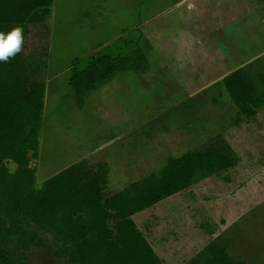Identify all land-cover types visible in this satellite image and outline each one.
<instances>
[{
	"label": "rangeland",
	"instance_id": "1",
	"mask_svg": "<svg viewBox=\"0 0 264 264\" xmlns=\"http://www.w3.org/2000/svg\"><path fill=\"white\" fill-rule=\"evenodd\" d=\"M24 38V67L46 82L37 184L86 159L107 164L112 194L224 137L235 167L133 218L165 264L201 258L219 236L231 256L264 264V108L235 123L224 85L241 67L264 74V0H55L51 19L29 23ZM139 49L145 71L115 73L79 105L77 61ZM42 235L29 264H71Z\"/></svg>",
	"mask_w": 264,
	"mask_h": 264
},
{
	"label": "trees",
	"instance_id": "2",
	"mask_svg": "<svg viewBox=\"0 0 264 264\" xmlns=\"http://www.w3.org/2000/svg\"><path fill=\"white\" fill-rule=\"evenodd\" d=\"M55 0H0V31L50 20ZM139 49L129 55L98 53L72 66L71 85L79 105L115 73L145 71ZM239 107L235 123L264 108V74L241 67L224 79ZM46 82L36 81L21 53L0 63V264H29L33 248L51 235L54 255L71 264H165L133 216L199 181L235 167L240 158L224 137H211L200 150L168 159L157 172L108 195L109 168L83 159L37 184ZM8 163H14V169ZM212 233L211 225L203 224ZM229 241L214 238L186 264H248L231 256Z\"/></svg>",
	"mask_w": 264,
	"mask_h": 264
},
{
	"label": "clouds",
	"instance_id": "3",
	"mask_svg": "<svg viewBox=\"0 0 264 264\" xmlns=\"http://www.w3.org/2000/svg\"><path fill=\"white\" fill-rule=\"evenodd\" d=\"M24 39L22 26L0 31V63H7L11 58L21 53Z\"/></svg>",
	"mask_w": 264,
	"mask_h": 264
},
{
	"label": "crops",
	"instance_id": "4",
	"mask_svg": "<svg viewBox=\"0 0 264 264\" xmlns=\"http://www.w3.org/2000/svg\"><path fill=\"white\" fill-rule=\"evenodd\" d=\"M108 184H109V183H108ZM107 189H108V187H107ZM121 190H122V189H121ZM106 192H107L108 195H112V194H114V193L110 194L107 190H106ZM117 192H118V191H117ZM115 193H116V192H115ZM141 212H142V211H141ZM135 215H136V214H135ZM135 215H134V216H135ZM134 216H133V217H134Z\"/></svg>",
	"mask_w": 264,
	"mask_h": 264
}]
</instances>
